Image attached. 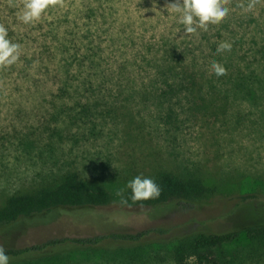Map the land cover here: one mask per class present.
<instances>
[{
	"label": "rangeland",
	"instance_id": "1",
	"mask_svg": "<svg viewBox=\"0 0 264 264\" xmlns=\"http://www.w3.org/2000/svg\"><path fill=\"white\" fill-rule=\"evenodd\" d=\"M169 2L52 0L25 24L24 0H0V26L19 46L15 63L0 65V204L65 170L101 178L111 194L90 216L52 209L0 224V246L158 227L117 257L172 264L176 238L221 229L238 231L228 253L264 264L263 241L245 230L264 225V0H223L226 16L192 33ZM224 40L231 50L217 53ZM250 73L263 81L247 93L234 79ZM157 168L200 173L216 193L186 211L124 203V182ZM247 193L254 196L236 197ZM69 251L87 259L78 264H108L103 250Z\"/></svg>",
	"mask_w": 264,
	"mask_h": 264
},
{
	"label": "trees",
	"instance_id": "2",
	"mask_svg": "<svg viewBox=\"0 0 264 264\" xmlns=\"http://www.w3.org/2000/svg\"><path fill=\"white\" fill-rule=\"evenodd\" d=\"M54 34V33H52ZM64 48V47H63ZM65 50L67 48H64ZM73 55V54H71ZM83 58V55H81ZM63 59V67L69 73V62ZM68 77L66 78V80ZM190 83H195L189 76ZM236 85L247 89V84L261 83L262 77L250 73L246 77L237 76ZM86 82V79L83 80ZM61 90V88H60ZM159 186V195L147 200L133 201L130 189L124 182V203L132 206L145 207L152 211H167L181 209L186 211L195 201L213 197L216 193L215 185L205 182L204 177L197 172L181 175L170 169L157 168L150 175ZM253 194H236L239 201H243ZM111 199L108 184L96 176H83L74 170H65L51 178L41 179L26 187H20L7 193L0 204V224L13 222L17 218L34 212L47 210H61L65 213H86L88 216L96 207L107 204ZM237 200V201H238ZM159 211V212H160ZM255 241H263L264 225H252L245 229ZM162 228H146L143 230L129 231L125 229L107 230L99 234L82 236H59L28 245V246H2L9 255V264H78L87 259L82 255L75 258L69 250L81 251L103 250V256L110 264L120 260L128 263L130 253L126 258L120 259V252L129 250L124 247L145 241L151 234L162 233ZM235 230H199L197 232L176 238L170 246L169 255L172 264H188L190 259L194 264H242L243 258L234 252H227L226 247L237 237ZM254 242V240H251ZM157 243V242H156ZM135 251V249H134ZM111 253V254H110ZM129 252H127L128 254ZM125 255V254H124Z\"/></svg>",
	"mask_w": 264,
	"mask_h": 264
},
{
	"label": "clouds",
	"instance_id": "3",
	"mask_svg": "<svg viewBox=\"0 0 264 264\" xmlns=\"http://www.w3.org/2000/svg\"><path fill=\"white\" fill-rule=\"evenodd\" d=\"M51 2L52 0H24L18 19L25 24L38 20ZM167 4L178 14V23L184 25L183 30L187 33H192L196 27L206 31L209 23H218L228 13L223 0H172ZM248 7L251 8V4ZM231 47V43L224 40L217 44L216 52L230 51ZM18 48V44L7 38V30L0 26V65L14 64L19 56ZM210 66L216 76H222L226 72L225 67L216 60H212ZM126 187L130 189L133 201L155 198L160 192L155 181L143 175L134 176L127 181ZM9 259V255L0 246V264H9Z\"/></svg>",
	"mask_w": 264,
	"mask_h": 264
}]
</instances>
